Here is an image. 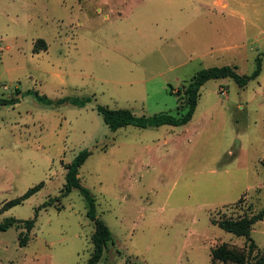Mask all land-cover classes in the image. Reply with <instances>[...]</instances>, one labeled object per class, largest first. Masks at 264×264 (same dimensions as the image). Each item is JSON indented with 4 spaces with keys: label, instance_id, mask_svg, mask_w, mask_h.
Masks as SVG:
<instances>
[{
    "label": "rangeland",
    "instance_id": "rangeland-1",
    "mask_svg": "<svg viewBox=\"0 0 264 264\" xmlns=\"http://www.w3.org/2000/svg\"><path fill=\"white\" fill-rule=\"evenodd\" d=\"M243 2L244 20L197 0H0V223L15 219L0 264L85 262L93 223L78 189L62 188L82 148L77 176L111 237L96 264H209L221 242L247 249L216 224L264 207V0ZM256 56L243 86L206 79L183 124L111 130L95 109L179 116L198 69L247 74ZM64 96L89 99L54 103ZM250 237L262 251L264 215Z\"/></svg>",
    "mask_w": 264,
    "mask_h": 264
},
{
    "label": "trees",
    "instance_id": "trees-1",
    "mask_svg": "<svg viewBox=\"0 0 264 264\" xmlns=\"http://www.w3.org/2000/svg\"><path fill=\"white\" fill-rule=\"evenodd\" d=\"M255 66L247 74H239L229 64L211 65L198 69L182 87V95L184 96V111L176 116L172 113L157 112L150 115L134 114L126 107L111 108L104 105L97 104L96 111L101 115L103 122L111 130L119 126L127 124L144 127L146 125H159L162 123L178 125L183 124L189 120L192 115L196 99L198 96V87L208 78L230 77L238 86H243L249 79L256 77L260 72V57H255ZM89 98H75L72 96H64L54 100V103L69 101L75 105H83ZM3 102L13 103L16 99L9 98L2 100ZM49 102V100H48ZM51 102V101H50ZM89 151L85 148L78 150L71 160L66 164L64 173L63 191L66 192L71 188H77L84 199L85 215L92 221L93 230L90 235L91 252L83 264H96L101 256L103 247L111 239L110 232L107 225L95 214L94 198L89 193L88 189L79 182L77 176L78 166L83 162ZM40 187V183H35L28 187L23 193L13 198H10L2 204V208L11 206L20 202L30 193L34 192ZM264 215V207L257 211L245 213L236 217H222L216 220V224L223 230L228 231L236 236H243L244 240L248 242L247 249L228 245L221 242L212 246L209 249V264H264V249H257L252 252L251 248L254 242L250 237V229L252 224L261 219ZM15 219L13 217H6L0 223V229H5L7 226L13 224ZM33 218L25 219V227L32 224ZM19 244L24 243V239L18 240Z\"/></svg>",
    "mask_w": 264,
    "mask_h": 264
},
{
    "label": "crops",
    "instance_id": "crops-1",
    "mask_svg": "<svg viewBox=\"0 0 264 264\" xmlns=\"http://www.w3.org/2000/svg\"><path fill=\"white\" fill-rule=\"evenodd\" d=\"M174 3V0H172ZM198 3H209L208 9L210 11L218 12L220 15H236L239 19H246L247 14L244 11L243 0H197ZM234 5V6H233ZM237 5H241L242 9H239Z\"/></svg>",
    "mask_w": 264,
    "mask_h": 264
}]
</instances>
